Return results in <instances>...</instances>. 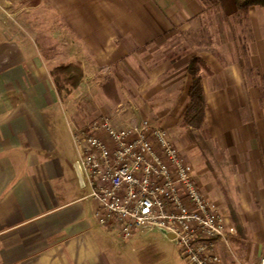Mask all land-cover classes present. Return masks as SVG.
<instances>
[{
    "label": "crops",
    "instance_id": "0c3cea01",
    "mask_svg": "<svg viewBox=\"0 0 264 264\" xmlns=\"http://www.w3.org/2000/svg\"><path fill=\"white\" fill-rule=\"evenodd\" d=\"M216 1L221 43L196 52L211 72L202 77L204 128L216 169L213 173L204 161L195 175L234 229L226 243H217L221 264H257L264 256V7H249L240 16L234 0ZM44 2L57 24L47 14L42 31L34 16L26 25L14 18L8 30L0 25V264H186L171 238L159 232H137L124 240L112 226L95 221L91 188L79 166L82 150L73 138L80 122L58 95L50 70L60 63H79L84 74L114 64L131 67L130 54L145 63L157 44L196 28L201 1ZM243 27L245 49L237 40ZM39 39L55 40L65 55L45 56ZM187 50L168 66L172 74L165 86L161 70L154 74L156 89L160 86L154 98L167 102L155 109L157 124L174 141L184 128L191 83L176 73L196 54ZM246 70L255 73V81ZM111 113L115 127H129L128 111Z\"/></svg>",
    "mask_w": 264,
    "mask_h": 264
},
{
    "label": "built area",
    "instance_id": "2783aa9c",
    "mask_svg": "<svg viewBox=\"0 0 264 264\" xmlns=\"http://www.w3.org/2000/svg\"><path fill=\"white\" fill-rule=\"evenodd\" d=\"M0 25L14 19L0 4ZM81 167L95 203L93 218L126 240L137 232L170 236L186 264H221L215 253L234 229L217 213L196 182L191 165L161 128H116L107 119L76 129ZM257 264H264L261 256Z\"/></svg>",
    "mask_w": 264,
    "mask_h": 264
},
{
    "label": "rangeland",
    "instance_id": "374dc122",
    "mask_svg": "<svg viewBox=\"0 0 264 264\" xmlns=\"http://www.w3.org/2000/svg\"><path fill=\"white\" fill-rule=\"evenodd\" d=\"M200 1L204 10L202 18L196 21V28L191 29L189 32H184L181 35H176L173 38L169 37L157 44L158 49L155 52H147V61L145 63H143L142 60L139 61L135 54H130L131 67H124L123 64H114V66L109 69L87 70L88 72H86V74H84V70L81 67L83 78L79 87L81 86L82 89L77 96L74 95V92L71 96H65L64 90L66 85L63 83L62 76H60V85L62 87L64 86V89H62V98L67 101L68 108L74 110L75 117L77 121L79 120L80 122L77 126L78 129L81 128L86 130L88 125L92 122L103 119H107L109 123L115 127L111 113L112 110L121 111L125 109L130 114V119L128 120V122H130L128 123L129 127L140 125L143 121H146L152 127L163 129L168 138L178 149L180 156L185 162L192 166L194 175L195 169H197L195 166L202 168L204 161H206V166L210 171L213 172V170L216 169V166L212 163L213 157L211 151L205 142L208 139L206 128L188 129L184 127L181 122V126L184 128L181 130L177 128L180 130V133L177 134L176 141H174L166 128L157 124L158 116L155 112L156 108L163 107L165 103L167 104V102L159 99L157 100V98L155 100L154 98V89H156L154 85L155 72H160L161 70L162 76L159 80H163L167 77L162 82V86H165V83L170 82L171 77L169 75L172 74V70H170L168 66L175 64L180 56L186 55L187 49L188 53L192 51L196 53L201 49H212L213 45L221 43L219 39L222 37H219L217 34V30L220 26L218 25L217 16L214 15L217 1ZM1 3L4 4L6 12L10 14L13 19L20 17L24 25H26V18L34 16L35 28L42 31V29H39V26L42 25L41 19L43 15L47 14L51 15V23L53 24L55 22V24H57L55 21L56 17H53V10L48 8L44 0H0V4ZM15 21L14 19V24ZM240 34L242 38L238 35L239 37L237 40L244 48L248 40V35L244 27L241 29ZM39 40V45L44 49L45 56L51 55L61 57L65 55L63 52L60 53L57 51L58 45L54 43L55 40L50 39L47 42H42L41 39ZM225 40L227 43V39ZM154 47L151 46L150 49L152 50ZM192 57L199 56L197 53L191 56L186 63V67ZM157 67H162V69H158ZM186 67L185 71L179 70L176 73L179 78H182V74L190 77L186 72ZM200 74L203 76L209 75L206 74L203 69H201ZM246 75L251 78L252 81H255V73L252 70H246ZM159 88L160 86H158L156 90ZM148 89H150V91L147 93L146 98L144 94ZM158 98L160 97L158 96ZM185 103L186 105L188 104V94ZM123 125L121 127L127 126ZM116 128H120V126ZM188 132H190L191 136L188 135Z\"/></svg>",
    "mask_w": 264,
    "mask_h": 264
},
{
    "label": "trees",
    "instance_id": "16d2710c",
    "mask_svg": "<svg viewBox=\"0 0 264 264\" xmlns=\"http://www.w3.org/2000/svg\"><path fill=\"white\" fill-rule=\"evenodd\" d=\"M238 14L246 15L249 7H264V0H234ZM203 69L206 74L209 70L205 63L199 57H192L187 64L186 72L191 78L188 90V104L182 114V125L190 128H203L205 126V108L206 99L202 86V77L200 74ZM50 76L55 85L58 95L62 98V89L60 79L62 76L65 83V96L71 95L80 85L83 78L82 69L79 63H60L50 70ZM262 85H264V74L261 76ZM188 135L191 136L190 132ZM191 138V137H190Z\"/></svg>",
    "mask_w": 264,
    "mask_h": 264
},
{
    "label": "water",
    "instance_id": "95a60500",
    "mask_svg": "<svg viewBox=\"0 0 264 264\" xmlns=\"http://www.w3.org/2000/svg\"><path fill=\"white\" fill-rule=\"evenodd\" d=\"M168 238H171L170 236H168Z\"/></svg>",
    "mask_w": 264,
    "mask_h": 264
}]
</instances>
